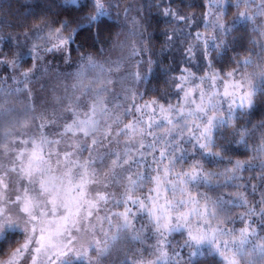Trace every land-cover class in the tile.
I'll use <instances>...</instances> for the list:
<instances>
[{
  "label": "clouds",
  "instance_id": "1",
  "mask_svg": "<svg viewBox=\"0 0 264 264\" xmlns=\"http://www.w3.org/2000/svg\"><path fill=\"white\" fill-rule=\"evenodd\" d=\"M0 264H264V0H0Z\"/></svg>",
  "mask_w": 264,
  "mask_h": 264
},
{
  "label": "snow or ice",
  "instance_id": "2",
  "mask_svg": "<svg viewBox=\"0 0 264 264\" xmlns=\"http://www.w3.org/2000/svg\"><path fill=\"white\" fill-rule=\"evenodd\" d=\"M39 153L33 151L29 162L24 166L23 171L29 177L40 171ZM41 188L46 193H51L50 203L52 205L53 213L56 212L58 207L64 208V214L57 216L53 215L47 219L44 226L40 229L39 247L36 249L37 254L46 250L48 247H56L58 255H65L63 247L55 242L56 237L63 235L70 226H74L80 214L78 206L79 196L72 194L71 187H63L58 185L54 177H47L42 179ZM60 191H63V198L60 197ZM82 196V194H80ZM34 202L31 197L25 194L24 207L26 211H31ZM35 231V229H34Z\"/></svg>",
  "mask_w": 264,
  "mask_h": 264
}]
</instances>
